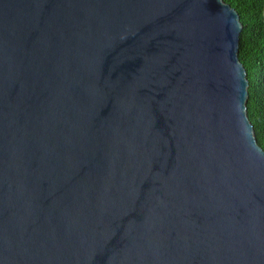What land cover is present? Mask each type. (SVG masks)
<instances>
[{
  "label": "water",
  "instance_id": "obj_1",
  "mask_svg": "<svg viewBox=\"0 0 264 264\" xmlns=\"http://www.w3.org/2000/svg\"><path fill=\"white\" fill-rule=\"evenodd\" d=\"M222 0H0V264H264V150Z\"/></svg>",
  "mask_w": 264,
  "mask_h": 264
},
{
  "label": "trees",
  "instance_id": "obj_2",
  "mask_svg": "<svg viewBox=\"0 0 264 264\" xmlns=\"http://www.w3.org/2000/svg\"><path fill=\"white\" fill-rule=\"evenodd\" d=\"M237 13L242 31L239 61L248 80L247 117L264 150V0H222Z\"/></svg>",
  "mask_w": 264,
  "mask_h": 264
}]
</instances>
